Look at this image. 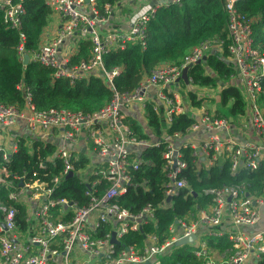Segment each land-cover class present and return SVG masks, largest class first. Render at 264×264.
<instances>
[{"label": "built area", "instance_id": "built-area-1", "mask_svg": "<svg viewBox=\"0 0 264 264\" xmlns=\"http://www.w3.org/2000/svg\"><path fill=\"white\" fill-rule=\"evenodd\" d=\"M128 1H105L100 6L98 0H43L50 10L47 24L54 18L59 26L53 35H43L42 31L37 47L27 49L22 3L0 0L3 22L17 32L15 50L20 62L27 54L28 61L51 68L54 79L65 77L70 83L97 75L111 92L109 100L89 113L38 109L29 87L20 80L16 87L22 92V105L0 101V189L5 191V197L0 198V264H143L146 260L160 264L161 256L182 246L175 241L190 234H195V239L183 245L192 247L198 264H259L264 261V189L259 194L249 193L243 183L202 188L198 194L210 202L195 218L175 219L162 240L151 233L140 248H117L123 235L154 221L155 210L168 207L170 199L182 189L193 192L184 175L186 148L198 169L210 170L225 162L232 174L264 168V106L259 102L264 47L253 37L256 18L246 17L237 8L243 0H223V5L226 57L235 69L233 84L243 96L245 112L233 119L218 114L214 104L204 101L190 114L195 120L183 133L167 131L173 115L185 113L172 88L179 87L183 67L197 63L209 52L219 53L223 41L204 40L190 48L179 65L160 63L133 89L120 91L114 78L122 67L106 69L103 55L131 43L145 48L148 20L159 7L181 3L160 0L140 4L138 0L126 29L102 28L114 8ZM66 39L68 52L61 49ZM81 39L91 43L89 56L72 64L70 58ZM134 106L142 110L146 121L148 106L159 116L158 137L145 139L133 133L126 117L135 119L128 113ZM21 145L33 163L30 170L18 173L8 165ZM153 147L161 148L165 177L162 202L157 206L146 203L138 210L120 206L117 199L127 191L132 172L143 164H152L143 152ZM79 157L87 161L75 168ZM55 165H59V172L44 178ZM69 172L70 177L76 176L86 184V204L79 206L77 201L54 195ZM102 181L108 186L99 191ZM20 208L22 223L17 222ZM112 236L118 243L111 241ZM209 237L227 242L225 247L218 246V258L212 256Z\"/></svg>", "mask_w": 264, "mask_h": 264}, {"label": "trees", "instance_id": "trees-1", "mask_svg": "<svg viewBox=\"0 0 264 264\" xmlns=\"http://www.w3.org/2000/svg\"><path fill=\"white\" fill-rule=\"evenodd\" d=\"M20 1L25 9L22 16L23 31L27 37L26 48L35 49L39 43L42 31L48 22L50 10L43 0H15ZM114 3L115 0H98ZM240 13L246 17H255L252 24L253 37L257 44L264 47V0H243L237 3ZM226 13L223 0H181V3H170L159 7L147 22L146 46L142 48L138 43L128 44L124 49L110 51L103 55L102 63L106 69L122 67V72L114 78L116 88L120 91L131 90L141 79L148 75L160 63L179 65L184 55L190 48L204 40L221 39V51L209 52L200 63L190 65L187 71L189 84L199 88H216L219 83L226 82L235 69L225 61L227 56L226 38ZM17 32L10 29L3 22L0 10V101L6 104L22 105L23 96L16 84L21 80L26 84L38 109L67 108L83 113L92 112L100 108L111 96L104 79L97 75H90L70 83L67 78L54 79L52 69L37 62L18 60L15 45ZM91 43L81 39L78 49L70 58V63L75 64L86 60L89 56ZM182 85L184 82L181 81ZM186 99L193 106L199 107L207 97L198 96L196 90L188 89ZM216 112L220 115L236 119L245 112V101L240 90L233 83H226L217 91ZM209 101L213 99L209 98ZM259 102L264 106V79ZM149 110L147 124L157 136L161 134L160 118ZM188 113H176L167 128L169 133L184 132L194 121ZM126 123L139 138H150L141 125L132 117H126ZM48 146V151H51ZM187 159V168L184 175L193 192L182 189L174 195L166 208L155 210V219L137 231H131L122 236L117 248L134 246L140 248L147 234H155L159 240L167 235L168 226L175 219L195 218L200 208L210 202L208 197L198 193L204 187H218L225 184H245L249 193L259 194L264 189V168L257 171L239 170L230 172L229 163L214 165L210 170L198 169L189 155V149L184 150ZM161 148H148L143 152V157L152 164H143L139 170L132 172V181L127 191L118 197L117 203L130 210H138L146 203L157 206L162 202L165 177L162 172ZM86 158L79 157L74 162L75 168L85 164ZM32 161H28L25 146L21 145L12 156L9 163L11 171L22 173L30 170ZM59 172V165L49 171L44 177L49 179ZM40 176H42L39 173ZM108 186L102 181L99 191ZM86 184L75 177L63 178L56 188L54 195L66 197L77 201V204H86L88 199L84 195ZM197 193V194H194ZM5 197V191L0 189V198ZM20 208L17 222L22 223ZM23 226V224H22ZM107 229V227L105 228ZM103 229V230H105ZM208 244L225 247L224 239L208 238ZM198 264L190 245H182L170 254L160 257V264ZM259 264H264L261 261Z\"/></svg>", "mask_w": 264, "mask_h": 264}, {"label": "crops", "instance_id": "crops-1", "mask_svg": "<svg viewBox=\"0 0 264 264\" xmlns=\"http://www.w3.org/2000/svg\"><path fill=\"white\" fill-rule=\"evenodd\" d=\"M131 3H130V2ZM128 3H125L123 2L122 4L120 5H117L113 12H112V16L109 18V20L107 22H105L101 27L102 28H117V29H126L128 27V22H129V15L132 11V8L133 6H135V4L138 3V0H129ZM140 1V4H145V3H149V4H155L156 2H159L160 0H139ZM58 21L56 19H52L51 22L49 24H47L45 27H44V30H43V35H53L57 29H58ZM61 49L64 51V52H68V39L65 40V42L63 43V45L61 46ZM225 61L231 65V63L228 61V58L225 57L224 58ZM232 66V65H231ZM236 74V73H234ZM236 78L237 76H232L230 77L226 82H223V84H226V83H236ZM180 84H182L181 82L179 83V87H173L172 90L175 91L179 98H178V101L180 103V109L188 114H191L193 111H194V108L196 106H193L189 103V101H187V97H186V92L184 91H181V86ZM219 84H222V83H219ZM218 84V85H219ZM222 84V85H223ZM186 85L188 84H185L184 83V87L183 88H186ZM220 86H218V90L220 89L219 88ZM206 89V87H205ZM188 90V89H187ZM206 90H209V91H212L213 89H206ZM217 90V91H218ZM209 93H202L200 95H203V97H207L206 101L207 104H214L215 107H216V102L218 100L217 98V92L216 93H212L211 95H208ZM183 98V101H181ZM209 98L213 99V101H209ZM128 113L133 115L135 117V119H137V122L141 125L143 131L145 133L148 134V136L150 137V139H155V137H158L154 132H152V128L147 124V121L145 120V117L143 115V112L141 109H139L138 107H133L131 110L129 109L128 110ZM22 133H25V127H23L21 129ZM56 133V132H55ZM210 247V251L212 253V256L215 257V258H218L220 257V252L219 250L221 248H219L218 246H213V245H209Z\"/></svg>", "mask_w": 264, "mask_h": 264}, {"label": "water", "instance_id": "water-1", "mask_svg": "<svg viewBox=\"0 0 264 264\" xmlns=\"http://www.w3.org/2000/svg\"><path fill=\"white\" fill-rule=\"evenodd\" d=\"M205 57H206V55H204L201 58V60L197 61V63H200L202 60L205 59ZM27 61H28V55L25 54L24 55V59H23V63H27ZM188 68H189V65L183 67L182 68V73H181V76H180V79L185 84H188L189 83L188 75H187ZM71 175H72V172H69L68 175H67V177H70ZM194 194H196V193H194ZM169 199H170V197L167 198V200H169ZM194 239H195V234H190V235H187V236H183V237H180L179 239H177L175 241V245H183V244H186V243H191ZM111 241L112 242H115V243H118V240H116L114 238V236H112ZM143 264H151V262H150V260H146Z\"/></svg>", "mask_w": 264, "mask_h": 264}, {"label": "rangeland", "instance_id": "rangeland-1", "mask_svg": "<svg viewBox=\"0 0 264 264\" xmlns=\"http://www.w3.org/2000/svg\"><path fill=\"white\" fill-rule=\"evenodd\" d=\"M180 86H181V91H184V92H186L187 89H194V90H196V93L198 94V96H200V94H202V93H209L208 95H211L212 93L213 94L216 93L217 90H218V88H216V89H213L212 91H209V90H206L204 88L201 89L199 87L192 86L191 84L186 85V88H183L184 85H182V84H180ZM181 101H183V98H182Z\"/></svg>", "mask_w": 264, "mask_h": 264}]
</instances>
